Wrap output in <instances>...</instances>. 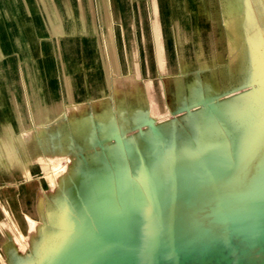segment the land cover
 <instances>
[{"label":"water","instance_id":"1","mask_svg":"<svg viewBox=\"0 0 264 264\" xmlns=\"http://www.w3.org/2000/svg\"><path fill=\"white\" fill-rule=\"evenodd\" d=\"M230 1L224 7L232 16ZM190 7L197 9L194 3ZM203 7V19L194 17L193 28L211 35L216 18ZM255 25L243 39L244 59L228 70L226 81L214 47L209 64L186 60L193 69L179 67L165 82L159 77L173 116L169 122L155 124L143 113L126 130L94 137L90 152L72 146L69 153L78 157L79 168L54 196L43 195L40 219L46 227L37 244L25 260L7 257L4 246L7 263L264 264V69L246 72L247 41L262 34L260 23ZM205 78L209 83L201 82ZM195 79L201 83L190 92ZM111 91L86 96L79 112L66 111L51 121L47 135L103 109L145 112L144 102L115 100ZM169 129L178 131L177 140ZM128 134L148 144L146 153ZM32 143L42 152L40 138Z\"/></svg>","mask_w":264,"mask_h":264},{"label":"rangeland","instance_id":"2","mask_svg":"<svg viewBox=\"0 0 264 264\" xmlns=\"http://www.w3.org/2000/svg\"><path fill=\"white\" fill-rule=\"evenodd\" d=\"M198 1L201 3L200 6L205 5L208 7V15L214 16L216 18V24L213 25V28H210L212 31L211 35L208 30H203L198 34L193 28L195 24V22H193L195 20L194 17L198 19V8H195V12L193 11L190 16L188 15V19L182 21L184 29L190 36V42L192 45L184 47L181 46L180 48L174 49L177 69L179 67L184 70L193 69L194 67H187V61L192 63L200 62L201 64L207 65V58L203 55H198L197 47L196 45H193V43L195 44L199 42H205V47L208 49L206 50L207 53H209L214 47L215 60L220 65L219 70L221 79L226 81L228 77V70L231 72L234 71L240 60L244 59L243 47L245 42L243 39L245 35L251 34V30L255 28V25L250 27L247 26L248 28L245 26L246 23L243 15L247 9L244 2L241 3V11L238 13V15L230 16L227 14L225 10L226 8L224 7L228 0ZM193 3L194 2L192 0L182 1V5H185L186 8L190 10H192L190 6L193 5ZM64 4L67 6L69 5L70 10L72 7L71 5L79 7L77 16L82 20L87 18L89 21L87 22L88 24H86V30L76 29L77 31H73L72 35H69L66 39H64L66 41L65 48L68 57V61H65V63L66 66H69V68L67 66L68 71L70 75L71 73L73 74V72L77 73L79 77H81V80H83L81 86L79 82L74 84L76 88L82 87L86 91L84 92V95H88V97H90V88L92 82L91 77H89L88 74L99 73L101 74L100 77L104 82V89L101 93H99L100 96L101 94L108 95L112 92L111 90H113V97L115 100H129L130 97H132L135 103L144 102L146 109L151 111L156 117H158V115L164 114L167 110L170 112V109L168 108L169 106L165 101L164 89L160 80L161 78L165 82L166 79H164V77L170 75H163L159 78L154 68V33H156L155 31L157 29L155 28L154 30L151 23L154 20L153 18L151 19L150 16L151 0H112V2H109V4L108 0H0V34L2 28L1 25L4 24L5 26H8L7 40L9 41L10 37L13 35L11 31L14 29L16 22L20 20H27L25 17L30 19L31 24H35L36 19V22L39 24L41 23V25H46L50 29L51 25L61 23L59 22L61 18L58 17L60 16L58 9L60 5ZM88 4H92L95 27H93L91 24L92 13ZM100 4L108 5V12H102ZM166 5L167 8L162 16L166 22L165 25L167 26L165 33L172 42V40H174L173 29L175 26L172 24L174 12L171 10L173 9L171 6L173 4L170 0H167ZM194 5H196V3H194ZM175 6L177 8L176 4ZM212 6H215L216 8H213ZM20 10L26 11L20 12ZM28 10L32 13L30 16L25 14ZM110 10L114 11V15L117 19L116 21H113L107 17V15L110 14ZM214 11H216V13ZM70 14L71 12L68 14L66 19L70 20V18L73 16L72 19L75 20V15ZM250 16L251 14L248 12V17ZM105 19L106 21L109 20V24L105 22ZM259 20L260 26L263 28L264 10L260 15ZM251 21H253V18ZM105 24L108 25V29ZM120 24H122L121 29L119 28ZM141 24H143V27ZM150 24L152 28H150ZM171 24L173 28L171 30L172 33L169 30V26ZM110 26L111 29L109 28ZM14 34L17 35V31L16 33L14 31ZM256 36L257 35L255 34L252 37L256 38ZM28 38L35 40V44L29 45V47H27L20 39L18 41H20L21 48L17 49L14 46H9L10 48H14L13 51L11 53L8 52L7 56L0 60V63L3 62L5 64H1L3 68L1 71H3V74L0 77V87L5 89V94L8 96L10 95V92L7 93L8 90L13 91L17 89L16 86L19 84L20 79V77H18L19 75L23 77V82L21 84H24V80H27L26 77H28V74H25L24 72L23 76L22 66L24 64L26 65L30 63L33 69V72L30 74L32 78H30L31 82L33 83L32 85H34L36 88V92L41 97H43L45 96L43 89L46 87L50 91L49 94L51 96L60 94L62 99L60 102V106L62 105L60 115L66 111H68V116H70V112L72 111L79 112L80 105H74L66 95L64 97L63 69L60 67L58 57H55L56 53H53L55 45L54 42L56 41L55 37L48 35L47 32H44L43 34L41 33L40 35L37 33V36L31 32ZM5 39L6 38L4 36V41ZM122 39H124L125 42L121 41ZM120 41L123 46L125 45V48L127 47L129 52L133 51L135 52L136 56L138 55L137 58H135L132 62V65L130 60L128 64L124 63L125 65H123L121 56H124L121 55L118 46ZM72 64H74V66ZM262 64H264V62ZM259 67L261 66L259 65ZM147 69H149V71L151 70L150 74L154 78L151 79L150 76L145 75ZM175 69L174 73L177 71V69ZM137 80H140L142 88L136 82ZM110 83H112L111 89L109 87ZM18 96L19 95L16 94L17 101L19 102ZM12 104L13 103L11 100V105ZM94 105L95 107H98V104L95 103ZM83 110H87V108L84 107ZM3 114V112H0V123L6 125L8 122H5L3 119ZM60 115L56 116L55 118L59 117ZM55 118L50 119L48 122H45L38 127L30 122V116L27 113L28 126L18 136L20 145L19 147L22 150L20 153L31 165L42 162L43 160L55 161L58 163L66 161L67 167L64 171L66 173L68 167L71 164V156L48 152V142H46L48 144L47 146L43 143L44 153L42 154L41 151L37 150L36 144L32 143L35 142L37 137L42 139L43 137L47 138L50 136L46 133L47 125ZM54 193V184L48 185L46 187H40V189L39 187H35L33 190V197L31 200L35 206V209L38 211L39 216L43 212V195L46 196V194H51L50 196H52ZM8 226H10L8 229L5 227L2 230L0 229L2 234L1 236L3 237V243L0 246V264H7V258H5L2 249L4 246L5 251L12 249L17 255L23 256L28 252L32 242V240L25 241L23 239L17 238V231L15 230L14 226L11 223H8ZM30 234L32 235V238L35 237L36 232L33 228L30 229Z\"/></svg>","mask_w":264,"mask_h":264},{"label":"bare ground","instance_id":"3","mask_svg":"<svg viewBox=\"0 0 264 264\" xmlns=\"http://www.w3.org/2000/svg\"><path fill=\"white\" fill-rule=\"evenodd\" d=\"M170 1L174 5V8L171 10L172 11L174 10L173 11L174 14L172 17L173 18L172 24L175 25L174 29L172 28V24L170 26L168 25L169 30L171 31L173 29L174 31L173 32L174 40H172V42L169 40V38L165 33L167 30L166 29L167 26L163 23L162 20V14L165 11V8L167 7L166 5L167 0H151L150 16L151 19L152 18L154 19L151 23L154 30L155 28L157 29L155 31L156 33H154L155 52H153L154 53L153 60H154L155 72L157 73L158 77L167 74L172 75L174 73V69L175 68L177 69V64L175 61V54H174L175 48L192 45V43L190 42L191 41L190 36L188 35L187 31L184 29L182 21L188 19L193 11L187 9L185 5H182L183 0H170ZM109 2H112V0H108V4ZM230 2L231 5L229 8L231 9L232 15H238V13L241 11V3L244 2V4L246 5L247 11L243 15L246 23L245 25L246 27L255 25L258 22L260 23L259 17L262 14V11L264 10V0H231ZM194 3H196L198 8L197 16L202 20L204 15V10L202 8L204 7L203 5L200 6L201 3L198 0H194ZM175 4L177 5V9L175 8ZM173 5L171 7H173ZM71 6H72L71 10L69 8V5L67 6L66 4H64L59 6L58 13L60 14V16L58 17L61 18V20L59 21L61 23H56V25H51L50 29L48 28V26L41 25V23L39 24L38 22H36V19H35V24L33 23L31 24L30 19L27 17H25L27 20H20L16 22L14 29L11 31L13 35L9 39L10 42L7 40L9 27L2 24L1 34H0L1 35L0 60L5 58L8 52L11 53L13 51L14 48H10L11 46H14L17 49L21 48L20 41H18L20 39L27 47H29V45L35 44V40L28 38L31 32L35 36H37V33L40 35L41 33L43 34L44 32H47L48 35L55 37L56 40L54 42L55 45H54L53 53H56L55 57H58L60 67L63 69L64 97L66 95L70 99V101L73 102L74 105H77L82 103L85 99H87V97L84 95V92L86 91L82 87L76 88V86L74 85L76 82H79L80 86L82 85L83 80H81V77H79V75L74 72L73 74L71 73L70 75L68 71L69 66L67 65L68 66L67 68L65 63V61H68L67 60L68 57L65 48L66 41L64 39H66L69 35H72L73 31H75L76 29L86 30L87 29L86 24H88L87 22L89 21L87 18L85 20H82L77 16L79 12V7H76L75 5H71ZM88 6L91 8V13H92L91 24L93 27H95L92 4L91 5L88 4ZM100 6L102 12L105 13L108 12L107 9L108 5L100 4ZM25 11L26 10H20V12H25ZM70 12H71L70 15H75V20L72 19L73 16L70 18V20L66 19ZM248 12L251 14L250 17H248ZM25 14L30 16V14L32 13L31 11L28 10ZM114 14H115L114 11L110 10V14L107 15V17L109 19H112L113 21H116L117 19ZM251 17L253 18V21H251L252 19ZM105 22L109 24V20L106 21L105 19ZM105 26H107L108 29V25L105 24ZM121 26L122 24H120L119 26L120 29ZM141 26L143 27V24H141ZM152 27L150 24V28ZM109 28L111 29V26ZM257 29H259L258 32L262 34L259 35L256 34L257 35L256 38L251 37L249 41H247L249 59H247L248 69H246V72L249 71V68L250 69L252 68L251 72L255 70V73L261 72V70L264 69L262 68L264 66V64H262L264 62V40H262L260 36L264 34V27L262 28L258 26ZM14 31L15 33L17 31V35L14 34ZM4 36L6 38L5 41H4ZM121 41H124V39H122ZM121 41L118 45L121 55L124 56V57L121 56V61H123L122 63L123 65H125L124 63L128 64L130 60V63L132 65V62L134 61L135 58H137L138 55L136 56L135 52L133 51L129 52L127 47L125 48L124 47L125 45L123 46V44H121ZM205 44H206L205 42H199L195 44L193 43V45L194 46L196 45L197 47L198 55H203L204 57H206L209 64L211 61L210 60L211 54L210 52L209 53L206 52V50L208 49L207 47H205ZM1 64L4 63L3 62L0 63V77L3 74V71H1V69H3ZM72 65L74 66V64ZM259 65L261 67H259ZM32 70L33 69L30 63L26 65L24 64L22 66L23 76H24V72L25 74L26 73L28 74V77H26L27 80L24 78L25 79L24 84H21L23 82V77L19 75L18 77H20V79H19V84H17L16 86L17 89L13 91L8 90L7 92V93L10 92V95L7 96L5 94V89L0 87V106L2 107V108L0 107V112L4 113L3 119L5 120V122H8L6 125L0 123V224H1L0 229L2 230L4 229V227L8 229L10 227L8 226V223H11L14 226L15 230L17 231V238L23 239L25 241L32 240L28 252L33 250V248L38 242L36 236H38L39 232L41 230H44V228L46 227V225L43 226V223H41V219L40 216L38 215V211L35 209V206L31 200L33 197V190L35 189V187L36 188L39 187L40 189V187H46L48 185L54 184L55 192L56 191L59 192V190L63 188L64 183L67 180L71 179L74 171L77 170V167L79 166L77 165V163L79 162L78 157L76 158L74 153H73L74 155H70L69 153V149H71L72 146H76L80 148L81 145V147H84V149L88 151L89 149L88 145L93 143L94 137L107 134L114 128L120 131L126 130L128 129V126H131V123L133 122L134 119H139L141 118V116L143 117V113H144V117L147 116L148 118H151L155 124L169 122L171 118H173L171 117V114L168 110L164 114L158 115V117H156L151 111L147 109L145 110V112H141L140 110L134 111L133 108L126 110L124 112L120 111L118 113L115 111L112 112L105 109L103 110L104 112L102 111V113L100 114H94L91 118H87L79 122L73 121L68 129L58 130L54 132L52 135L50 134V136H48L47 138L43 137L41 139V142L46 144V146L49 144L48 147L49 149H47L48 152L72 157L71 164L68 167L66 173L64 172L67 167L66 161H62L61 163H58L55 161L43 160L42 162H38L34 165H31L28 163L27 159L23 157L22 154L20 153V151L22 150L19 147L20 145L18 138L19 134L28 126L27 113L30 116V122L33 123V125L39 127L45 122H48L50 119L60 115L62 109V105L60 106V102L62 100L60 94L59 95L55 94L51 96L49 94L50 91L46 87L43 89L45 96L41 97L36 92V88L34 87V85H32L31 82L32 77L30 74L33 72ZM150 71L149 69H147L145 75L150 76V78L152 79L154 77L150 74ZM100 75L101 74L99 73L88 74V76L91 77V82H92L90 88V94H91L90 96L92 98H97L98 96H100L99 93H101L104 89L103 87L104 82L101 79ZM201 82L209 83V80L205 78L201 80ZM201 82L199 79H195L193 83L194 85H190L188 90L191 92V90L197 87V85H200ZM212 85L215 86L214 82H212ZM175 91L177 92V94H180L181 91H183V88H180V85L178 84V86L175 88ZM16 94L19 95L18 96L19 102L17 101ZM11 100L13 103L12 105H11ZM232 100H234V102L230 104L231 105L233 104L234 106L236 102H238L237 98H233ZM95 123H96V127H98L97 129H95L92 125V124L95 125ZM167 134H169V136H171L173 139L176 140L179 137L178 131L176 129H169ZM126 138L129 141L136 143L135 145L139 143V142L137 143L136 139L134 138V135L132 134L126 135ZM141 141L137 147L141 149L140 150L141 153L144 152L146 153L148 144L145 143L143 140ZM46 142H48V144ZM43 150H42V154L44 153ZM108 150L111 153L112 152L117 153L116 151H114L115 148L113 145H110ZM73 151L75 153L77 152L75 149ZM88 159L92 160L93 157H89ZM31 228H33L34 231L36 232L34 238H32V235L30 234ZM1 235L2 234L0 231V246L3 243V237ZM11 250L6 251L7 257H9L10 255L13 256L17 255L15 251L12 250L13 251L12 252ZM28 252L23 256L20 255L17 256L22 258L21 260H25V258L28 257L30 254V253L28 254ZM8 259L9 258H7V260ZM7 264H10V262L8 261Z\"/></svg>","mask_w":264,"mask_h":264}]
</instances>
